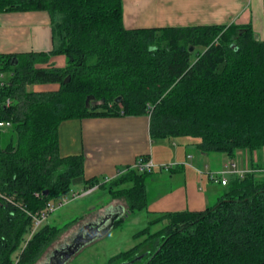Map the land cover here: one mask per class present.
<instances>
[{
	"label": "trees",
	"instance_id": "1",
	"mask_svg": "<svg viewBox=\"0 0 264 264\" xmlns=\"http://www.w3.org/2000/svg\"><path fill=\"white\" fill-rule=\"evenodd\" d=\"M38 10L49 12L58 48L0 55V119L11 123L0 131V264H35L61 233L47 223L28 238L33 216L84 178V156L60 152L65 121L148 115L153 140L229 158L264 150V35L256 39L251 26L129 29L123 0H0V13ZM60 54L67 65L50 64ZM53 84L59 88L34 89ZM151 173L134 167L106 181L93 177L84 191L122 196L126 213L145 209ZM263 174L259 165L232 175L213 207L160 213L151 224L167 220L164 228L143 229L137 245L107 264H264ZM148 243L155 248L138 255Z\"/></svg>",
	"mask_w": 264,
	"mask_h": 264
},
{
	"label": "crops",
	"instance_id": "2",
	"mask_svg": "<svg viewBox=\"0 0 264 264\" xmlns=\"http://www.w3.org/2000/svg\"><path fill=\"white\" fill-rule=\"evenodd\" d=\"M123 10L124 23L129 29L236 24L249 25L256 33L264 35V0H123ZM58 46L49 12L0 13V55L49 53ZM67 62L62 54L50 60V64L57 67H65ZM58 88L56 84L34 86L35 90ZM169 140L173 142L169 148L164 141L158 142L161 157L157 156L148 115L72 119L59 128L61 154L84 156L83 182L93 177L104 178V181L112 179L148 158L154 169L147 182L160 180L165 187L153 201L152 210L160 213L202 211L215 206L225 192V189L219 192L217 186L226 188L231 176L229 184L223 186L211 175L215 177L228 163H234L241 171H251L259 165L264 167V161L260 162L264 150L259 153L243 150L236 163L235 157L229 158L224 153H203L182 140ZM162 164L172 165L168 175L163 172Z\"/></svg>",
	"mask_w": 264,
	"mask_h": 264
},
{
	"label": "rangeland",
	"instance_id": "3",
	"mask_svg": "<svg viewBox=\"0 0 264 264\" xmlns=\"http://www.w3.org/2000/svg\"><path fill=\"white\" fill-rule=\"evenodd\" d=\"M204 48L199 47L197 51L203 52ZM196 55L192 56V60H195ZM5 76H0V81L5 80ZM164 141V144L167 148L172 147L173 142L169 139H156L154 142V151L155 154L161 157V153L158 150V142ZM241 151V152H240ZM235 156V162H239V155L242 154L243 150H240ZM259 152H263L260 150ZM258 152V153H259ZM261 154V153H260ZM259 155V154H257ZM244 157V155H243ZM264 161V157H262V162ZM261 163V164H262ZM163 172L168 175L170 167L172 165L162 164ZM121 170H125L122 168ZM158 170V166H157ZM104 181V178H101ZM152 181V182H150ZM146 183V191L147 193V207L145 209L134 210L133 212L126 213V216L123 220H121L118 224H116L113 229L103 238L98 239L96 242L86 246L83 250H81L78 254H76L68 264H107L110 258L115 255H118L124 251H128L138 244V240H136L135 235L142 231L143 229L150 227V232L154 233L167 224V220L162 221L157 224H151L152 221L156 220L160 217V212L155 211L153 208V201L157 199L165 188L160 180L153 181L150 180ZM217 185V184H216ZM119 186L115 188L117 192H119ZM219 192H223L225 187L217 186ZM118 189V190H117ZM84 182L82 178H76L72 183V191L68 196L70 199L63 206L56 208L55 211L51 212L47 219L43 222V225L49 224L58 229H61V233L57 237V239L46 249L45 253L42 255L40 260L35 264H45L49 257L53 254L55 250H57L62 245L69 243L75 235L78 233L80 228L95 220V218L99 215H104L109 212V209H118L120 206H123L124 209H128V205L126 204L125 199L122 196L110 197V192L107 189H96L91 193L85 194L83 196L77 197L73 199V195L76 193H84ZM58 203V200H56ZM55 203V202H53ZM56 203V204H57ZM103 203L100 207H96V205ZM145 239V236L140 238L139 240ZM155 247L151 244H145L140 249V254L153 250ZM19 252H16L13 255V259H16Z\"/></svg>",
	"mask_w": 264,
	"mask_h": 264
},
{
	"label": "water",
	"instance_id": "4",
	"mask_svg": "<svg viewBox=\"0 0 264 264\" xmlns=\"http://www.w3.org/2000/svg\"><path fill=\"white\" fill-rule=\"evenodd\" d=\"M255 37L256 39H259L260 35L256 33ZM191 50L193 49L191 48ZM17 63L18 59L14 57L12 64L16 65ZM90 100L91 97L88 98L87 102H89ZM116 102L121 103L122 97H118L116 99ZM45 194H48L47 190L45 191ZM113 210H115V213L102 222L83 225L75 235V237L72 239V241L62 247L61 250H58L50 258V262L48 264H68V262L86 246L96 242L98 239L105 237L113 229L120 218L126 216V211L123 207ZM142 258L143 256L135 259L133 262L139 261Z\"/></svg>",
	"mask_w": 264,
	"mask_h": 264
},
{
	"label": "built area",
	"instance_id": "5",
	"mask_svg": "<svg viewBox=\"0 0 264 264\" xmlns=\"http://www.w3.org/2000/svg\"><path fill=\"white\" fill-rule=\"evenodd\" d=\"M3 84H4V82L0 81V87ZM9 102H10L9 100H6V105H9ZM10 126H11V123L9 121H3L0 119V131L4 130ZM135 167L140 171H152L154 169V164L150 160L146 161V162H140L139 161ZM246 172H248V171H241V170L237 169V167L234 163H228L222 171H220L216 174L215 177L213 175H211V178L214 181L222 184L223 186H226L229 184V177L230 176H232V175L243 176ZM96 188H97V186L84 191V193H77V194L75 193L73 195V199L80 197V196H83L85 194L91 193L94 190H96ZM0 196H1V192H0ZM69 200L70 199H68V198H64V199L58 201V203L56 202L57 204L51 202L47 206L46 213H42L41 216L34 215L33 216V227H32L31 233H30L28 238L29 239L32 238L34 233L43 225V222L47 219L49 214L56 210L57 206L61 207L65 203H67Z\"/></svg>",
	"mask_w": 264,
	"mask_h": 264
},
{
	"label": "flooded vegetation",
	"instance_id": "6",
	"mask_svg": "<svg viewBox=\"0 0 264 264\" xmlns=\"http://www.w3.org/2000/svg\"><path fill=\"white\" fill-rule=\"evenodd\" d=\"M115 213V210H111V209H109V212H107L106 214H104V215H99V216H97L96 218H95V220L94 221H92V222H89V223H98V222H102L103 220H105L106 218H108V217H111L113 214ZM88 223V224H89ZM72 241V240H71ZM70 241V242H71ZM69 242V243H70ZM66 244H68V243H66ZM65 244V245H66ZM65 245H62L61 247H59L57 250H55L54 252H53V254L49 257V259H48V261L45 263V264H48L49 262H50V258L58 251V250H61V248L62 247H64ZM141 260H143V258L141 259Z\"/></svg>",
	"mask_w": 264,
	"mask_h": 264
}]
</instances>
